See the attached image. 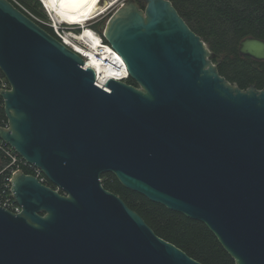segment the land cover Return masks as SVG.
Instances as JSON below:
<instances>
[{
    "label": "water",
    "instance_id": "obj_1",
    "mask_svg": "<svg viewBox=\"0 0 264 264\" xmlns=\"http://www.w3.org/2000/svg\"><path fill=\"white\" fill-rule=\"evenodd\" d=\"M43 3L42 0H39ZM123 3L101 30L129 78L97 74L11 0H0V140L40 169L0 205V264H202L105 188L204 223L235 264H264V89L220 74L170 0ZM264 61V39L242 40Z\"/></svg>",
    "mask_w": 264,
    "mask_h": 264
},
{
    "label": "trees",
    "instance_id": "obj_2",
    "mask_svg": "<svg viewBox=\"0 0 264 264\" xmlns=\"http://www.w3.org/2000/svg\"><path fill=\"white\" fill-rule=\"evenodd\" d=\"M15 1L18 4L14 3L24 13L59 39L51 26L37 20L38 17L48 18L41 1ZM170 1L191 29L201 36L214 53L212 60L218 66L222 76L244 90L251 86L264 89V61L242 56L239 52L240 44L245 38L264 39V0ZM139 3L144 7L143 0ZM84 33L103 43L102 37H95L92 31L86 29ZM128 83L137 85L130 78ZM5 85L9 86L0 70V90ZM7 124L4 101L0 97V127L7 126ZM0 162L1 186L10 172L2 173L8 161L1 155ZM103 179H106L103 181L105 188L120 196L131 209L140 214L159 237L176 245L193 259L202 264H235L232 257L204 223L189 219L183 214L171 211L163 205L128 190L110 173L103 175ZM46 184L50 185L48 179Z\"/></svg>",
    "mask_w": 264,
    "mask_h": 264
},
{
    "label": "bare ground",
    "instance_id": "obj_3",
    "mask_svg": "<svg viewBox=\"0 0 264 264\" xmlns=\"http://www.w3.org/2000/svg\"><path fill=\"white\" fill-rule=\"evenodd\" d=\"M44 7L56 24L66 23L83 29L90 22L104 14L114 3L106 0H42ZM117 3V2H116ZM114 6V4H113ZM66 43L87 57V66L97 74L99 86L106 89L108 79L128 78V71L117 52L100 40L85 33L64 34Z\"/></svg>",
    "mask_w": 264,
    "mask_h": 264
},
{
    "label": "built area",
    "instance_id": "obj_4",
    "mask_svg": "<svg viewBox=\"0 0 264 264\" xmlns=\"http://www.w3.org/2000/svg\"><path fill=\"white\" fill-rule=\"evenodd\" d=\"M11 1L16 2L15 0H11ZM37 20L40 23H42V21H40L39 19H37ZM51 27L54 29V31L57 34V36L59 37V39L64 44L68 45L66 43L65 38H64V34L66 33V30L69 27H72V29H75V28H78L79 26H70L68 24L60 23V24L52 25ZM102 40H103V43L110 46L107 42L104 41L103 37H102ZM68 46L71 49H73L74 51H76L74 47H72L70 45H68ZM76 52L78 54H80L84 58L85 61L87 60V57L84 54L79 53L78 51H76ZM128 79H129V75H128V78H125L122 80L127 81ZM8 87L9 86L5 85L3 88H8ZM0 155L8 161L7 165L2 170V173L5 171L10 172L9 175H7L4 178V182L0 186V205L6 209L13 211L14 213H20L21 207L15 201L13 194H12V190H11V187H12L11 186V180H12L14 173H16L17 171H24L27 174H31V175L36 176L44 184L47 183V178L45 177V175L43 174V172L40 169L34 167L33 165H30L11 146H9L8 144H6L5 142H3L1 140H0ZM26 169L30 170V172H27Z\"/></svg>",
    "mask_w": 264,
    "mask_h": 264
},
{
    "label": "rangeland",
    "instance_id": "obj_5",
    "mask_svg": "<svg viewBox=\"0 0 264 264\" xmlns=\"http://www.w3.org/2000/svg\"><path fill=\"white\" fill-rule=\"evenodd\" d=\"M106 1H114V6L112 4V6L101 16H99L98 18L87 22V25L81 29V27L72 29V27H69L66 32L70 33L75 32L76 35H80V33H84L85 30H90L92 31V33L94 34L95 37H103V34L101 32V30H103L105 28L106 23L108 22L109 18L116 12V10L123 4L126 3L128 0H106ZM139 2H142V0H138ZM117 2V3H116ZM42 3V2H41ZM43 9L45 14L47 15V19H44L42 17H38V19L40 21H42V23L46 24V25H55L56 23L54 22V20L52 19L51 15L48 13V11L46 10V8L44 7V4L42 3ZM60 24V23H59ZM66 24V23H64ZM80 26V25H78ZM71 28V29H70ZM74 28V27H73ZM99 33V34H98ZM101 39V38H100ZM209 47V46H208ZM0 166H1V162H0ZM106 179H103V181Z\"/></svg>",
    "mask_w": 264,
    "mask_h": 264
},
{
    "label": "flooded vegetation",
    "instance_id": "obj_6",
    "mask_svg": "<svg viewBox=\"0 0 264 264\" xmlns=\"http://www.w3.org/2000/svg\"><path fill=\"white\" fill-rule=\"evenodd\" d=\"M102 40V39H101Z\"/></svg>",
    "mask_w": 264,
    "mask_h": 264
}]
</instances>
